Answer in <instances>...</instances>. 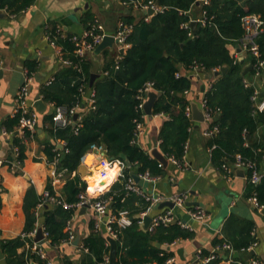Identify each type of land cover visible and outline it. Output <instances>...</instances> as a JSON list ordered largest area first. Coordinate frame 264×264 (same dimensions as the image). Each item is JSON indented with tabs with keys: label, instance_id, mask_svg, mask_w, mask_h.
I'll return each instance as SVG.
<instances>
[{
	"label": "trees",
	"instance_id": "trees-1",
	"mask_svg": "<svg viewBox=\"0 0 264 264\" xmlns=\"http://www.w3.org/2000/svg\"><path fill=\"white\" fill-rule=\"evenodd\" d=\"M140 1L160 5L163 11L154 13L150 20L135 18L130 13L122 16L126 23L133 26L127 38L130 47L119 60L106 55L103 73L95 79L93 86H90L92 62L75 53L73 33L60 29L57 23L50 24L47 28L50 40L62 47L64 57L71 63L63 65L52 82L41 89L42 98L54 106L68 109L77 103L80 105L75 125L70 123L57 126L53 121L54 113H44L47 131L51 137L64 144L61 149L58 143L49 141L45 145V151L50 161L59 158L58 169H67L70 173L77 171L83 156L97 147H102L108 156L123 160L125 166L122 176L99 195L100 199H109V204L113 203L111 214L119 215L121 211H127L132 216V223L126 227L113 223L118 233L117 264H167V259L175 255L170 244L192 238L194 231L178 223L160 224L150 229L138 222L140 215L137 214L146 209L148 201L143 195L127 189L129 178L134 171L137 174L149 172L151 175H164L166 171L155 157L138 144L137 123H145L146 120L138 107L139 91L148 82L154 84L158 98L153 114L169 115L159 132L160 150L168 158L183 161L190 128L195 127L192 117L186 114V109L191 107L189 96L198 83L197 78L188 73L198 64L204 73L203 78H213L211 86L202 91L213 116L210 127L217 128L211 135L212 162L225 174L223 165H232L239 154L244 160L255 162L258 170L263 172L264 137L260 138L257 133L259 127L264 125V111H255L252 100L255 85L245 84V79L253 80L255 69L243 73L247 66L256 63V57L249 51L248 58H235L228 44L241 43L244 35L243 15L257 13L264 21V0H210L208 4L202 5L208 21L205 24L197 22L195 27L191 25L190 9L198 5L196 0ZM35 2L36 0H0V8L10 15H18ZM129 8L133 9V4ZM94 20L95 16L90 9L80 18L85 28ZM256 42L264 58V30ZM214 68H226V71L216 75L212 72ZM26 69L33 74L37 65L33 61H27ZM91 90L94 91L92 103L83 92L90 93ZM18 121L19 115L16 114L8 117L4 125L13 135V156L6 159L11 164L16 162L20 166L26 158L25 137H30L31 132L26 131L20 136L16 131ZM126 161L131 165H127ZM250 174L249 169L248 196L256 193L259 200L264 202V172L259 183H253ZM47 188L50 193L55 194L51 179ZM89 188V183L76 173L68 178L61 195L68 203L74 204L80 199V194L91 193ZM4 191L0 183V210ZM42 197L34 186L27 190L24 197V233L34 230L39 220L48 232L47 239L51 244L59 245L68 238L65 228L78 208L66 209L60 204L45 203L40 216L37 214V206ZM253 228V222L234 215L226 221L224 237L215 240L214 244L228 258L232 257L230 264H248L243 253L249 251L256 241L252 234ZM108 237L109 234L96 228L95 221H92L90 234L79 244L84 250L80 264H104L111 249ZM32 239L22 234L0 239L5 264H48L47 258L41 257L27 246L28 243H33ZM157 242L161 245L157 246ZM224 243L230 244L231 249H223ZM235 252L239 256L234 258ZM211 253H215L216 257L207 264L220 263L223 257L218 251L202 250V256ZM65 263L74 264L67 257ZM193 264L202 263L197 260Z\"/></svg>",
	"mask_w": 264,
	"mask_h": 264
},
{
	"label": "crops",
	"instance_id": "crops-1",
	"mask_svg": "<svg viewBox=\"0 0 264 264\" xmlns=\"http://www.w3.org/2000/svg\"><path fill=\"white\" fill-rule=\"evenodd\" d=\"M88 9L103 24L105 34L113 36L118 28V23L123 20L124 14L130 13L135 18H142L150 14L148 10L142 8L130 9L128 5H124L119 0H83L79 7L78 5L65 7L54 0H36L26 11L13 16L0 8V53L4 60L0 75V159L13 156V135L6 130L4 121L8 117L14 116L17 93L26 78V62L33 61L37 65L30 85V103L34 105L37 99L42 98L41 89L55 77L63 66L58 55L59 46L51 44L47 28L57 23V26L65 32L81 34L85 27L81 24L80 18ZM74 14L77 17L73 16ZM190 14L192 20L201 18L203 15L202 3L198 2V5L192 6ZM238 45L228 44L230 52L233 53ZM95 50L96 48L89 51L85 58L92 62V74L100 76L103 73L102 67L106 55L118 58L120 51L116 43L112 48L107 47L99 53ZM242 53L243 58H248V52L243 51ZM206 78L201 77L198 80L189 96L192 102L191 117L195 127L191 130L188 139V148L185 154L186 167L174 164L167 157L168 165L166 167L160 163L166 169L165 174L159 175L160 178L156 181L146 179L143 185H139L146 194H155L165 198L177 191H186L189 193V202H197L194 205L188 204L186 207L174 208L176 217L188 222L194 231L192 238L177 241L172 246L178 263L197 261L200 250H216L223 257L220 264H230L232 257L228 258L224 251L217 249L218 246H215L214 243L218 238L224 237V225L228 218L234 215L254 223L252 234L256 237V241L251 245L249 251H244V260L250 264L253 259H258L264 264V210L259 211L249 200L247 171L244 169L245 173L242 175L236 169L231 177H226L221 172L212 162V137L204 134L209 123L197 121L193 116V105H198L202 110V86L208 85L213 80L211 76L210 79ZM256 85L264 97V74L257 80ZM88 95L89 93L85 97ZM55 111L56 106L46 102L44 113H54ZM44 113H39L35 134L25 137L26 158L23 164L20 166L4 164L0 167V183L5 189L2 193V208L0 210V239L14 238L24 233L26 222L24 197L31 186H34L38 194L43 196L48 190L47 185L51 179L55 193L62 194L63 187L69 177L79 173L88 182L89 176L95 170L97 172L99 170L100 155L94 148L83 156L77 171L70 173L67 169L57 168V176L52 175L53 166L46 154L45 145L49 141H54L58 145L63 143L51 137L47 131ZM168 118L169 115L166 113L146 116L144 130L138 136V144L151 155L156 147L160 149L159 132ZM16 131L20 136H23L24 133L19 129ZM257 135L260 138L264 137L263 124L259 127ZM103 153L110 157L105 151ZM89 155H93L90 163L88 162ZM134 173L136 172L134 171ZM111 178L113 179H110V182L107 181L108 184L105 185L103 191L96 194L107 191L110 184L118 179L114 174ZM91 186L95 188V186ZM93 190L89 189V191ZM160 204L155 205L151 210L149 215L152 218L169 207H161ZM196 204L208 213L204 221H197L190 217L189 208L197 206ZM44 209V205H38L37 214L41 216ZM96 218V212L91 208H86L85 211L78 208L74 213L73 228L76 236L78 233L80 234L81 241L90 234L91 223ZM38 223L42 224L39 220ZM101 230L107 233L105 225L101 226ZM34 238L33 241H35ZM180 249H183L184 258L179 253ZM44 250L47 260L52 264H66L65 257L74 264H80L84 253L80 246L73 243L53 245L50 240L44 242ZM235 253L233 254L234 258L236 257ZM0 264H5L4 259L0 261Z\"/></svg>",
	"mask_w": 264,
	"mask_h": 264
},
{
	"label": "built area",
	"instance_id": "built-area-1",
	"mask_svg": "<svg viewBox=\"0 0 264 264\" xmlns=\"http://www.w3.org/2000/svg\"><path fill=\"white\" fill-rule=\"evenodd\" d=\"M124 5H131L135 8H142L145 10H150L151 8L154 10V13L163 11V7L157 4L153 3H143L140 0H119ZM198 2H201L203 4H208L210 0H196ZM5 12H7L5 10ZM8 13V12H7ZM153 14H148L144 18L145 20H150ZM11 16H13L11 14ZM194 21V20H192ZM196 22H201L205 24L208 21V18L206 16L205 10H203V15L201 18L195 19ZM242 24L244 28V35L241 39V43L238 45L237 48L234 49V52L231 53L235 58L241 59L243 56V51L245 52H251L256 57V63L253 65V68L255 69V73L253 75V80L250 78L245 79V84L247 86L255 85V91L252 96V100L254 101L255 105V111L257 112H263L264 111V98L261 97L260 90L257 88L256 82L259 78H261L264 74V58L262 57V53L260 51L259 44L256 42V39L260 35V33L264 30V21L260 14L257 13H247L242 16ZM188 26V24H185ZM133 29L132 24L126 23L124 20H121L118 23V28L116 30V33L114 34L115 37V43L117 44V47L120 51V56L117 58L118 60L122 57L123 53L127 50V48L130 47V43L127 41V38L129 34L131 33ZM104 26L103 24L95 18V20L90 24L88 28H84L81 34H73L72 40L75 42L76 48L75 53L81 57L85 58L87 53L89 51L94 50L98 44H100L105 36ZM51 44L54 46L57 45L54 41L51 40ZM239 48H241V51H239ZM58 55L60 57L61 62L63 65L70 64V60L64 57V52L61 46H59ZM3 57L0 53V70L3 67ZM220 68H214L213 73L220 71ZM190 75H194L197 80L201 79L203 77V72L199 68L198 64H195L193 68L189 71ZM181 73H178L180 75ZM33 79V74L30 73L26 69V78L21 86L20 90L17 93L16 97V109L14 115H19V121L17 128L25 133L26 131L31 132V136L36 132L37 125L39 122L40 114L37 111V109L30 103V85ZM54 78L50 79L48 84L52 82ZM211 86V82L208 83V85L205 86V89L209 88ZM155 91L158 92L154 84L152 82H148L145 84L143 88L140 89L138 98H140V103L138 107L142 110L144 117L147 116L145 110H144V104L146 100L148 99L149 93ZM84 94H87V91H83ZM204 93V92H203ZM94 91L91 90L88 95V100L90 103L94 102ZM79 103L71 107L70 109L63 107V106H56V111L53 114V121L57 126H66L70 123L74 122V116L77 114L79 110ZM202 110L204 112L205 116V122L209 123V127L204 131L205 135L211 136L217 128H211L210 124L213 120V116L211 113V110L208 106L207 99L202 97L201 100ZM186 114L191 117L192 116V109L190 106L186 109ZM77 122V121H76ZM144 122L137 123V133L136 136H140V134L144 130ZM193 129V127L190 128V132ZM188 148V141L185 145V150ZM97 152L99 153V172L100 175L105 177L104 179L99 180L97 185L95 186L93 191H90L92 194L82 193L79 196V200L72 204L68 203L61 194L55 193L52 194L50 191H46V193L43 195L41 202L38 204L39 206H43L45 203L50 204H60L64 208L69 209L71 207L76 208H83L84 206H87V208H91L96 212L97 218L95 219V227L98 229H101L102 225H105L106 231L109 234V236L114 237L115 239L118 238V233L115 231L113 227V223L117 222L121 227H126L132 223V217L129 216L127 211H121L119 215L111 214L110 208H109V199H100L99 195L96 194L98 192L103 191L105 185L108 184L107 181H109V171L110 170H116L114 171V175L116 176V179L119 176H122L123 168L125 166V162L123 160L115 158L112 160L110 157H107L103 151H105L102 147H97ZM102 153V154H101ZM186 154V152H185ZM171 162L174 164L180 166V167H186V161L185 156L183 158V161L177 160L175 158L170 157L169 158ZM59 158H55L53 161H51V164L53 166L52 175L54 177L58 174V164ZM4 164H11L7 159H0V167H2ZM11 165L19 166L16 162H13ZM223 168L225 170V176L231 177L234 174V171L238 168H243L246 171L250 169V179L253 183H259L262 178V173L258 170L256 163L252 160H244L241 155H237L236 161L231 165L228 163H225L223 165ZM141 178H144L145 180H153L156 181L160 178L159 175H151L149 172H146L144 174H138ZM113 178H111L112 180ZM105 181V183H103ZM0 182H1V176H0ZM110 182V181H109ZM90 189V188H89ZM127 189L129 191H134L138 194L143 195L146 200L148 201V206L145 210L140 214L139 223L141 225H144L145 223V217L150 214L153 207L159 203H162L164 201H172L174 203V207H167L163 212L158 213L152 218L151 223L149 224V228L153 229L154 226L164 224L169 225L172 223H178L181 226L185 228L192 229L191 225L176 217L174 213L175 207H186L189 202V193L186 191H177L173 195H171L168 198H165L163 196L155 195V194H146L139 183L135 181L133 176H131L128 180ZM249 200L252 202V204L257 208L259 211L264 210V202H261L257 196L256 193L252 194L249 197ZM189 214L190 217L197 221H204L208 213L207 211L202 208L201 206L197 205L194 207L189 208ZM42 225V224H41ZM39 223H37V227L30 231L29 233H23L24 236H29L31 238L35 237L37 235L38 229L41 226ZM43 226V225H42ZM44 239L41 241H33L32 244H28L27 246L30 247L33 252L38 253L41 257L47 258L45 250H44V242L47 239L48 232L44 229ZM65 230L68 232V238L64 240L61 244H72L74 240L76 239V232L73 228V217L68 220ZM177 243V241L170 244V246H174ZM81 248V246H80ZM223 248L231 249V245L228 243H224ZM251 248V247H250ZM249 248V249H250ZM216 257L215 253H211L206 256H202V250L198 252L197 259L201 261L202 264L210 263L214 258ZM167 264H180L176 260V256H170L167 261ZM48 264H52L51 261H48ZM104 264H110V255H107L105 257ZM156 264V263H153ZM186 264H193V262H188ZM220 264V263H217ZM250 264H263L258 259H253Z\"/></svg>",
	"mask_w": 264,
	"mask_h": 264
},
{
	"label": "water",
	"instance_id": "water-1",
	"mask_svg": "<svg viewBox=\"0 0 264 264\" xmlns=\"http://www.w3.org/2000/svg\"><path fill=\"white\" fill-rule=\"evenodd\" d=\"M83 0H54V2H58L60 4H62L63 6L65 7H68V6H77L79 7V4L82 3ZM154 10L151 8L149 10V13L150 14H153ZM73 16L77 17L76 14H74ZM196 21H192L191 22V25L193 27H195L196 25ZM115 44V37L113 35H108L106 34L102 40V42L100 44H98V46L96 47V52L99 53L101 52L103 49L107 48V47H110L112 48ZM239 51H241V48H239ZM241 59H243V56L241 57ZM253 69V65H249L247 66V68H245L244 70V74H246L247 72H249L250 70ZM226 71V68H222L220 71H217L215 72L216 75H219L220 73L222 72H225ZM2 73V70H0V75ZM98 76V74H92L91 75V80H90V85L93 86V83L95 81V78ZM202 89L203 91L205 90V86L203 85L202 86ZM158 98V93L155 92V91H152L149 93V96H148V99L146 100L145 104H144V110L146 112L147 115H153V108H154V105L156 103V100ZM34 107L37 109V111L39 113H44L46 111V102L44 101V99L42 98H39L35 101L34 103ZM193 116H194V119L197 120V121H204L205 120V116H204V112L202 110H200V108L198 107V105H193ZM77 118H78V114H75L74 116V122L73 124L75 125L76 124V121H77ZM250 137V136H249ZM59 147L62 149L64 148L63 144H60ZM152 155L164 166L166 167L168 165V158L167 156L159 149V148H155L153 151H152ZM112 160H114L115 158L114 157H110ZM126 164L127 165H131V163L129 161H126ZM237 172L244 175L245 171L243 168H238L237 169ZM133 178L135 179V181L141 185L144 184V178H141L138 174L134 173L133 175ZM105 183V181L103 182ZM195 203L197 202H189L188 204L190 205H194ZM112 204L113 203H110L109 204V208L111 209L112 207ZM198 205V204H196ZM160 206H169V207H174V203L172 201H164L160 204ZM87 208V206H84L82 208V211H85V209ZM145 223H144V227L145 228H148L149 227V224L151 223L152 221V216L150 215H147L145 218ZM43 225V224H42ZM40 226L39 229H38V232H37V235L35 236V241H41L44 239V230H43V226ZM108 240L111 244V249H110V264H117V249H118V243H117V240L114 238V237H111L109 236L108 237ZM80 241H81V236L80 234L78 233L77 236H76V239L74 240L73 244L75 245H78L80 244ZM157 246H160L161 244L159 242L156 243ZM179 253L181 255L182 258L183 257V249H180L179 250ZM235 256L238 257V253L236 252L235 253ZM5 258V254H4V251L1 247V244H0V261L3 260Z\"/></svg>",
	"mask_w": 264,
	"mask_h": 264
},
{
	"label": "clouds",
	"instance_id": "clouds-1",
	"mask_svg": "<svg viewBox=\"0 0 264 264\" xmlns=\"http://www.w3.org/2000/svg\"><path fill=\"white\" fill-rule=\"evenodd\" d=\"M114 171H115V170H110V171H109V176H108V179H109V180L111 179L112 175L114 174ZM104 178H105V177L101 176V175L99 174V171H98L97 174H96L95 176L91 177L90 179H91V180H94V181H96V182H99V180L104 179Z\"/></svg>",
	"mask_w": 264,
	"mask_h": 264
},
{
	"label": "bare ground",
	"instance_id": "bare-ground-1",
	"mask_svg": "<svg viewBox=\"0 0 264 264\" xmlns=\"http://www.w3.org/2000/svg\"><path fill=\"white\" fill-rule=\"evenodd\" d=\"M92 158H93V155H92V156L89 155V157H88V162H89V163L92 161ZM98 171H99V170H98ZM96 174H97V171L95 170V171L93 172V174H92L91 176H89V178H88V183L90 182L93 186H96V185H97V182L94 181V180H91L90 178L93 177V176H95ZM87 177H88V176H87ZM90 183H89L90 187L93 188V187L91 186Z\"/></svg>",
	"mask_w": 264,
	"mask_h": 264
},
{
	"label": "rangeland",
	"instance_id": "rangeland-1",
	"mask_svg": "<svg viewBox=\"0 0 264 264\" xmlns=\"http://www.w3.org/2000/svg\"><path fill=\"white\" fill-rule=\"evenodd\" d=\"M85 171V170H84ZM90 183V182H89ZM91 184V183H90ZM92 185V184H91Z\"/></svg>",
	"mask_w": 264,
	"mask_h": 264
}]
</instances>
